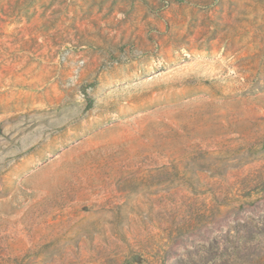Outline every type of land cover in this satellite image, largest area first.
Instances as JSON below:
<instances>
[{
  "label": "rangeland",
  "instance_id": "374dc122",
  "mask_svg": "<svg viewBox=\"0 0 264 264\" xmlns=\"http://www.w3.org/2000/svg\"><path fill=\"white\" fill-rule=\"evenodd\" d=\"M0 264H264V0H0Z\"/></svg>",
  "mask_w": 264,
  "mask_h": 264
}]
</instances>
